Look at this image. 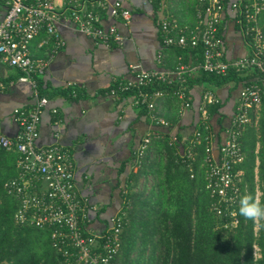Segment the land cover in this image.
Here are the masks:
<instances>
[{"label": "built area", "instance_id": "1", "mask_svg": "<svg viewBox=\"0 0 264 264\" xmlns=\"http://www.w3.org/2000/svg\"><path fill=\"white\" fill-rule=\"evenodd\" d=\"M263 7L264 0H195L192 25L179 26L174 19L163 18L159 21L158 31L163 46L193 48L199 45V63L189 66L177 61L169 71L142 70L131 65L132 79H115V85L106 91V94L117 98L120 92L134 89L135 93L131 95L133 106L143 107L152 125L168 128V123L153 113L154 99L165 92L160 89L148 91L144 89L147 86L155 82L170 85L175 81L178 85L173 95L178 100L180 114L190 105L183 84L184 77L190 72L200 70L224 76L230 69L235 72L249 67L257 70L260 75L258 81L239 88L230 123L214 153L206 108L217 104L218 98L210 90L201 93L196 125L206 133L201 136L200 131L194 128L186 141L189 146L180 155V161L191 158V148L200 138L203 139L204 188L210 198L209 210L223 229L237 224L236 206L241 182V171L237 165L243 158L239 136L250 121L249 112L264 103V30L257 23ZM101 10L124 21L130 17L129 10L118 0H6L0 20V59L19 72L17 80L29 84L33 98L30 106L12 110L18 127L15 135L8 137L0 133V149L15 153L16 168L15 176L5 181L3 188L16 202L13 223L46 229L50 245L60 255L63 264H113L126 218L120 208L108 218L104 227L93 228L90 212H94L96 207L76 188L70 152L56 143L35 144L40 113L47 103L46 97L38 92L35 76L44 70L48 58H32L29 43L42 31L46 37L39 44L45 45L50 41L49 53H53L62 44L57 33L58 25L71 27L94 44L120 43L122 37L114 25L103 27L100 23ZM226 12L231 13L249 47L245 56L224 57L218 28ZM159 59L157 52L156 60ZM51 111L55 112L54 109ZM158 136L157 132H149L140 138L132 153L135 162L150 139ZM175 141V135H170L168 143Z\"/></svg>", "mask_w": 264, "mask_h": 264}, {"label": "crops", "instance_id": "2", "mask_svg": "<svg viewBox=\"0 0 264 264\" xmlns=\"http://www.w3.org/2000/svg\"><path fill=\"white\" fill-rule=\"evenodd\" d=\"M5 1L0 0V20ZM109 2L113 0H107ZM130 12L127 21L110 17L101 10L103 27L113 24L121 35L120 43L94 44L71 27L58 25L61 46L49 53L51 43L40 45L45 38L40 31L29 43L32 58H48L44 70L37 75L40 95L46 97L38 123L35 144L56 143L66 148L74 163V183L78 192L96 207L90 212V225L100 229L122 205L124 179L130 169V157L140 138L149 132L177 133L186 139L196 125L197 108L201 93L210 90L217 98V112L208 116L213 138L212 152L223 140L230 123L240 83L228 81L214 86L194 81L187 88L189 107L177 114L170 128L152 125L139 107L133 106L131 96L112 97L104 91L115 79H132L131 65L142 70L169 71L177 61L194 66L200 57L190 53L177 56L175 50L161 44L158 24L161 19H174L179 25L193 23V0H118ZM221 44L226 59L245 56L249 47L243 39L232 15L226 12L221 23ZM159 52L160 59L156 60ZM19 72L0 59V133L13 137L17 123L13 120L14 108H26L33 103L28 83L18 81ZM252 80V78H248ZM158 113L174 112L179 105L172 96L164 94L155 99ZM54 109L55 112L51 110ZM254 152L258 149V120L263 115L260 107L250 111ZM249 121V122H250ZM256 165L253 168L255 198L260 192L256 183Z\"/></svg>", "mask_w": 264, "mask_h": 264}, {"label": "trees", "instance_id": "3", "mask_svg": "<svg viewBox=\"0 0 264 264\" xmlns=\"http://www.w3.org/2000/svg\"><path fill=\"white\" fill-rule=\"evenodd\" d=\"M194 6L195 0L192 5L193 22ZM222 19L218 28L220 39ZM257 23L264 30V7L257 17ZM168 47L173 48L177 56L190 53L200 57L199 45L193 48ZM191 75L192 73L184 77L186 89L192 84ZM194 75V81H204L214 86L228 81L245 86L258 81L260 77L257 70L250 67L239 72L230 69L224 76L200 70L195 71ZM249 77L252 80L249 81ZM35 80L38 89L37 76ZM114 85L112 83L104 91ZM177 85L175 81L170 85L155 82L144 89L164 90V94L172 96L178 103L173 95ZM134 93L135 90L131 89L118 95L126 97ZM218 106L219 102L208 105V116L216 113ZM259 107L263 115L257 125V151L254 152L255 139L250 128L252 121L243 127L239 136L243 158L237 165L241 171L236 206L237 224L230 229H223L218 226L217 217L209 210L210 198L203 180V139L200 138L191 148V158L180 161L181 153L189 146L186 141L190 135L181 142L179 135L174 133L176 141L170 144L169 131L157 132L159 136L150 139L137 162L133 154L130 157V169L124 179L121 205L126 221L120 233V246L113 264H264V220L257 221V230L254 231L255 222L245 219L238 211L241 197L254 196L255 159L256 183L260 192L258 200L264 204V103ZM139 109L145 114L143 107ZM153 113L163 118L168 123V128L175 123L178 114L177 108L171 113L167 110L158 113L155 102ZM248 116L249 119L252 118L250 112ZM195 129L200 131L201 136L206 133L198 124ZM15 174V153L0 149V264H63L60 255L50 245L46 229L17 226L13 223L12 214L16 202L5 193L3 183ZM148 175L152 177L153 184L147 190L133 191L138 178ZM253 246L258 249V257L253 256Z\"/></svg>", "mask_w": 264, "mask_h": 264}, {"label": "clouds", "instance_id": "4", "mask_svg": "<svg viewBox=\"0 0 264 264\" xmlns=\"http://www.w3.org/2000/svg\"><path fill=\"white\" fill-rule=\"evenodd\" d=\"M239 215L253 221L264 220V204L253 195H245L240 199Z\"/></svg>", "mask_w": 264, "mask_h": 264}, {"label": "rangeland", "instance_id": "5", "mask_svg": "<svg viewBox=\"0 0 264 264\" xmlns=\"http://www.w3.org/2000/svg\"><path fill=\"white\" fill-rule=\"evenodd\" d=\"M153 184V181H152V177L151 176H146L145 178L143 177H139L138 180H137V183L135 184V186L133 187V191H136L137 189H148L151 185ZM255 190V189H254ZM255 193V192H254ZM256 195H254L255 197ZM255 222V225H254V228L253 230L256 231L257 230V221H254ZM253 249V248H252ZM253 256L254 257H258L259 254H258V249L257 247L255 246V248L253 249ZM252 252V253H253ZM258 255V256H257Z\"/></svg>", "mask_w": 264, "mask_h": 264}]
</instances>
